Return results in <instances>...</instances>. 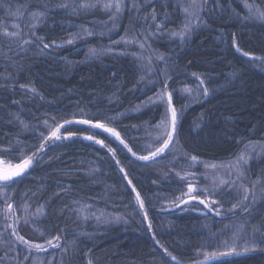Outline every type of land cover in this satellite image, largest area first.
Returning a JSON list of instances; mask_svg holds the SVG:
<instances>
[{
	"label": "trees",
	"instance_id": "16d2710c",
	"mask_svg": "<svg viewBox=\"0 0 264 264\" xmlns=\"http://www.w3.org/2000/svg\"><path fill=\"white\" fill-rule=\"evenodd\" d=\"M95 2L0 0V28L21 26L14 41L0 36V84L7 85L0 87V159L15 164L22 153L37 152L23 176L10 188L0 187V264H176L165 248L182 264H264V179L248 212L238 207L219 217L174 210L183 188L170 174L226 165L248 145L261 154L244 165V183L251 187L264 178V21L250 17L245 7L264 10V0H199L200 20L191 18L194 26L183 40L172 33L188 22L184 8L191 0H135V8L125 0L129 7L115 22L100 5L74 10ZM34 12L44 15L32 29ZM33 30L55 44L43 51L36 44L21 48ZM150 32L144 48L124 42L136 36L143 43ZM233 34L257 59L235 51ZM165 82L177 109L175 141L161 156L139 160L159 146L156 125L166 103L158 101V93ZM81 119L114 128L136 156L111 133L76 122ZM59 124H64L59 134L68 139L48 141L37 151L41 133L46 136ZM89 135L94 139L84 138ZM213 193L228 211L243 195L242 189L220 186ZM13 232L47 251L29 249ZM241 235L254 250L243 251ZM54 236L61 237L53 240L59 248L47 244ZM231 247L241 254L205 256Z\"/></svg>",
	"mask_w": 264,
	"mask_h": 264
},
{
	"label": "snow or ice",
	"instance_id": "6c2138e0",
	"mask_svg": "<svg viewBox=\"0 0 264 264\" xmlns=\"http://www.w3.org/2000/svg\"><path fill=\"white\" fill-rule=\"evenodd\" d=\"M98 5L102 6L104 10H106L109 14L108 18L109 20L115 22L119 15L124 12L126 10V8L129 7V5H127L125 3V0H108V2H104L102 3L101 0H96L95 3H80L78 5H76V7L74 8V10L78 9H87V8H97ZM62 7L67 8L68 5L67 4H63L61 5ZM136 4H135V0H132L131 2V8H135ZM245 7L248 9V15L250 17H254L255 19L264 21V10H261L259 8H255L254 9V5L253 4H248L245 3ZM202 8V4L199 3V0H191V2L189 3V5L187 7L184 8V12L186 13L188 19V22L184 24L183 29L179 32H173L172 35L173 36H179L181 40H183L192 30L193 28V24H192V19L191 18H195L197 21L200 20V9ZM154 12V9H153ZM34 21V23L31 24V28L35 29L37 27V23L40 22L41 17L44 15V13L42 12H34L31 14ZM151 19L155 22L156 21V16L153 14ZM11 27L13 29H17L16 31H9L8 28H0V36H4L9 38L10 40H15L16 38H19L21 36V26L19 24H12ZM164 26H162L160 23H156L155 24V28L156 30H162ZM91 34V33H89ZM153 33H149L148 36L144 37V42L141 43L139 41V39L136 36H133L131 40H127L125 39V43H132L135 42L137 44H139L140 48H144L147 45L149 36H151ZM31 37H35L36 39L33 40ZM232 47L235 49V51L239 54H241L242 56L248 57L249 59H257V57H254L251 53L247 52V51H243L242 48L238 45L237 43V37L235 36V34L232 35ZM66 43L68 44H72L73 40L69 39L66 41ZM30 44H36V46L41 50H45V49H49L51 46H53L55 44L54 41H52L51 43H46L44 42V38L43 36H38L36 31H31L30 33V37L28 39H23L22 43L20 44V47L23 48L24 45H30ZM9 50H11V48H9ZM92 55H96V50L95 49H91L90 50ZM193 75L195 76L196 74L193 73ZM197 79L200 80V84L203 85L204 84V80L200 79V77L197 76ZM7 85H3L0 84V87H6ZM20 88H25L26 85L24 84H20L19 85ZM29 91L35 93L36 89L35 88H28ZM182 91L185 92H191V89L189 88H184L182 89ZM203 94L205 96L208 95V89L205 87L203 88ZM158 101L159 102H163L166 103V112L164 117L161 119L160 123L156 125V127L160 130L159 135L155 138L158 142H159V146H157L153 151H151L148 155H140L137 156L136 158L139 160H143V161H148V160H152L155 159L159 156H161L162 154H164L166 152V150L170 149V146L173 145L174 142V138H175V134L177 131V122H178V116H177V109L173 104V91H169L168 90V84L167 82L164 83L163 85V91L158 93ZM15 102V101H14ZM153 103H156L157 100H153ZM17 119H19L17 117ZM77 123L80 124H90L91 127L93 128H101L103 129L105 132H109L111 133L112 136L116 137L117 140L120 141L121 144L124 145L125 148L128 149L129 152L132 153L133 156H136V153L132 151V148H130L128 146V144H126L124 142L123 139H121L119 132H117L114 128H110L107 125L103 124V123H93L91 120L88 119H81L76 121ZM21 124H24V122L21 120L20 121ZM45 123L47 124V121H45ZM64 123L66 124H70L72 123V121L70 120H66ZM24 127L27 128L28 125L24 124ZM64 127V124H59L58 126H56L54 129H52L48 135L44 136L43 133H41L42 137H43V142L39 144V147L37 149V151H44L45 145L48 143V141H60L62 139H68V136H61L60 133V129ZM71 135V133L69 134ZM87 140H93L94 137L92 135L86 136L84 137ZM96 144H100L101 146L104 145V142L102 140H95ZM256 149L253 147L251 149L248 148V145H245V149L243 151H241L239 153V155L235 158V160L230 161L227 165H217V164H206L205 167L206 168H212V169H216L218 167H227L229 169H231L232 171L236 172V179H221L220 180V187L221 188H227L229 191H231L233 188H239L242 189L243 191V195L241 196L240 200L236 203V204H232L231 208L229 209V211L232 212H236L237 208L240 207L241 210L243 212H248L249 210V206L251 203L255 202V188L258 184H260L262 182V179L264 178H256L253 182L251 187L247 186L244 183V179H246L245 177V172L246 169L244 168V165L248 164V161L252 158L251 157V152L255 151ZM109 152H113V150L111 148H108ZM37 156V152L33 151L31 154H23L22 153V158L20 160V162L18 163H11L8 160H3L0 159V182H2V184H0V187L2 188H10L12 183H15V178L17 177H21L23 176L27 170L32 166L33 160L34 158H36ZM113 156H115V153H113ZM197 157L196 156H191V160L192 161H197ZM117 164H119V161H117ZM121 172H124V169L121 168L120 169ZM177 176L180 177L181 180H185L186 177L185 176H181V174L179 172L176 173ZM188 175H194L193 173H188ZM229 176H231V171L229 172ZM125 179H127V174L125 173ZM237 180L240 181L239 185H237ZM128 183L131 185L132 181L129 180ZM132 191L136 193L135 199L139 202L140 207L143 208L144 207V201L141 198V194L136 191L135 187L132 188ZM197 189L191 184L188 183L187 184V192H182V196H187L188 199H182V196H177L176 197V201H179V203H176V206L179 207L180 203H189V201H197L199 204L204 205L205 208H208L209 211H214L217 215H219V208L213 209L211 208L209 205H217L220 202L216 199H210L209 198V193H208V189H201L199 194L194 195L193 193H196ZM214 194V193H213ZM201 195H203L205 198H201ZM264 195V194H262ZM250 196L252 197V199L250 200ZM12 204L11 203H7V209L11 210L12 209ZM38 212L40 211V209L37 210ZM82 211V210H80ZM87 218V217H85ZM98 220L101 218L100 216L96 217ZM116 220H119L120 217H116ZM145 219H147V215L145 214ZM149 229L151 230L152 225L149 224ZM245 226L241 225V229H243ZM239 233V230H237V233L234 234V239L236 234ZM15 237L16 240L19 241L20 243L26 245L29 249H35L37 251H47V249L44 247L43 244H39V243H31L29 239H25L24 236L22 235H18L15 232L12 233ZM153 239H155V236H153ZM53 240L59 241L61 240L60 236H54L52 239H49L47 241V244L52 247V248H59L60 244L59 243H53ZM241 242L245 245L243 248L244 252H247L249 250H254V246L252 248H249V244L251 243L250 241H248L246 238H244L241 235ZM66 251V249H65ZM165 253L173 260L176 261V264H182V262L180 260H178L177 256L173 255L172 252H170L167 248L164 249ZM240 255L241 253L237 251L236 247H231L228 251H222L219 253L213 252L211 254L209 253H205V256H211L212 258H215L217 255L219 256H229V255ZM28 257L26 256L25 259H27ZM89 264H91V261H89ZM197 264H199V262H197Z\"/></svg>",
	"mask_w": 264,
	"mask_h": 264
},
{
	"label": "rangeland",
	"instance_id": "374dc122",
	"mask_svg": "<svg viewBox=\"0 0 264 264\" xmlns=\"http://www.w3.org/2000/svg\"><path fill=\"white\" fill-rule=\"evenodd\" d=\"M177 124H178V122H177ZM174 141H175V138H174ZM263 150H264V148H263ZM260 154H261L260 150H255V151L251 152V155H253V156H255V155L257 156ZM227 164L228 163H226V165ZM202 171L203 172L191 171L187 168L176 169V170L171 169L170 174L182 186L183 192H187V184L191 183L197 189V192L193 193L194 195L199 194L201 189L206 188V189H208L210 199H214V198H212V195H215V194H212V191L214 189H217L218 186H220L219 182L221 179H236V175H237L235 171H232L231 169H229L227 167H218L216 169H212V168H206L205 166H203ZM230 171H231V176H229ZM177 172H179L181 174V176H185L186 179L181 180L180 177L176 175ZM188 173H193L194 175H188ZM211 188H212V191H211ZM201 198L203 199L205 197L203 195H201ZM182 199H188V197L182 196ZM180 204H182V203H180ZM173 206H175V205H173ZM209 206L213 209L219 208V215H217L214 211L210 212L208 208H205L204 205L199 204L197 201H189V203H187L181 209H194L195 211H198V212L211 213V214L217 215L219 217H225V216H229L230 214L235 213L232 211L224 210L223 206L220 204H217V205H211L210 204ZM236 212H238V211H236ZM14 238L16 239L15 236H14ZM32 250L37 251L35 249H32Z\"/></svg>",
	"mask_w": 264,
	"mask_h": 264
},
{
	"label": "water",
	"instance_id": "95a60500",
	"mask_svg": "<svg viewBox=\"0 0 264 264\" xmlns=\"http://www.w3.org/2000/svg\"><path fill=\"white\" fill-rule=\"evenodd\" d=\"M17 178H18V177H17ZM17 178H15V179H17ZM185 205H186L185 203H182V204H180L179 207L176 206V207L174 208V210L181 209V208H183Z\"/></svg>",
	"mask_w": 264,
	"mask_h": 264
}]
</instances>
